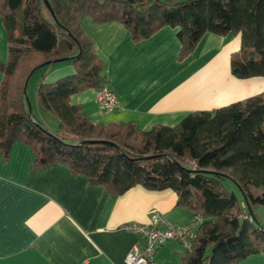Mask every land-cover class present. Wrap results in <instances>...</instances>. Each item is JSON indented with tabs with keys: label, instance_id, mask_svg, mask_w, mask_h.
<instances>
[{
	"label": "trees",
	"instance_id": "16d2710c",
	"mask_svg": "<svg viewBox=\"0 0 264 264\" xmlns=\"http://www.w3.org/2000/svg\"><path fill=\"white\" fill-rule=\"evenodd\" d=\"M49 2L54 15L44 0H0L7 35V59L0 60L4 158L21 140L35 155L33 166L65 162L114 194L137 184L173 189L177 205L192 221L200 218L193 249H183V264H235L264 252V223L256 210L264 206V91L148 129L134 121L95 122L72 99L108 83L105 60L81 25L84 15L97 23H123L134 41L165 25L177 28L179 59L206 32L239 34L240 53L229 63L234 75L245 78L264 76V0ZM58 57H70L75 70L51 82L40 79L35 95L59 119L54 131L27 108L24 88L34 70Z\"/></svg>",
	"mask_w": 264,
	"mask_h": 264
},
{
	"label": "crops",
	"instance_id": "0c3cea01",
	"mask_svg": "<svg viewBox=\"0 0 264 264\" xmlns=\"http://www.w3.org/2000/svg\"><path fill=\"white\" fill-rule=\"evenodd\" d=\"M91 18L84 15L81 25L104 58L106 86L119 101L118 107L106 112L95 102L97 88L74 93L73 101L82 103L95 122L134 121L144 129L156 123L176 125L191 111L264 91V76L241 78L231 71L229 62L241 49L239 34L206 32L194 51L179 59L177 28L165 25L134 41L123 23H97ZM2 22L0 17L4 61L7 35ZM47 67L42 78L51 69ZM65 70L55 68L57 73ZM2 78L0 72V83ZM35 100L38 103L36 96ZM11 146L6 158L0 149V264H127V251L140 236L124 228L126 223L147 222L152 209L175 224L192 221L189 211L177 205L173 189L137 184L114 194L65 162L33 166L35 155L21 140ZM176 243L180 244L170 240L159 246L155 263L171 264L169 255L178 261L184 250L176 249ZM235 264H264V252Z\"/></svg>",
	"mask_w": 264,
	"mask_h": 264
},
{
	"label": "built area",
	"instance_id": "2783aa9c",
	"mask_svg": "<svg viewBox=\"0 0 264 264\" xmlns=\"http://www.w3.org/2000/svg\"><path fill=\"white\" fill-rule=\"evenodd\" d=\"M95 102L101 109L111 111L118 107L119 101L115 92L104 85L98 88ZM157 209L149 213V220L143 224L131 221L124 228L137 233L140 239L135 242L126 255L127 264H156L154 254L156 249L170 240H177L185 250L193 249L194 239L200 218L188 224H175L164 217Z\"/></svg>",
	"mask_w": 264,
	"mask_h": 264
},
{
	"label": "rangeland",
	"instance_id": "374dc122",
	"mask_svg": "<svg viewBox=\"0 0 264 264\" xmlns=\"http://www.w3.org/2000/svg\"><path fill=\"white\" fill-rule=\"evenodd\" d=\"M36 58V57H35ZM34 60V58L32 59ZM38 60V59H37ZM56 66H65L66 70L62 71L60 73L55 72V68ZM47 66H43V67H39L38 70H34V72L32 73V75L30 76L28 82H26V96H28V100L30 102V108L34 111V113L39 117V119L42 121V123L51 128L54 131H57L59 128V119H57V117L51 113L49 110L45 109L44 107H42V105L38 102H36L35 100V95H36V83L39 81V79H42V74L43 72H46L45 70H47ZM50 71L48 72V75L45 78V81H50L60 77L62 75L68 74V73H72L75 70L74 64L71 62V60H64V61H57V62H53L50 64ZM38 79V81H37ZM28 105V103H27ZM29 107V106H28ZM27 107V108H28ZM45 110V111H44ZM104 110V109H103ZM105 111V110H104ZM45 112V113H43ZM107 112V110H106ZM150 127V126H149ZM258 212V215L261 219V222L264 223V206H258V208L256 209ZM176 249H179L180 252L185 249L184 246L182 244L176 243L174 244ZM175 249V250H176ZM180 254L178 253V261L175 260L171 255H169L168 257V263L171 264H180L182 263L181 259H180Z\"/></svg>",
	"mask_w": 264,
	"mask_h": 264
},
{
	"label": "water",
	"instance_id": "95a60500",
	"mask_svg": "<svg viewBox=\"0 0 264 264\" xmlns=\"http://www.w3.org/2000/svg\"><path fill=\"white\" fill-rule=\"evenodd\" d=\"M44 2L46 3V5L48 6V8L51 10V12H52V14L54 15V11H53V9H51V5H50V2H49V0H44ZM68 59H70V57H58V58H54V59H51V60H49L48 62H50V63H53V62H57V61H64V60H68ZM43 65V64H42ZM26 84V83H25ZM27 85V84H26ZM26 85H25V88H24V92H25V98H26V100H27V103H28V108L29 109H31L30 107V102H29V100H28V96H26L27 94H26ZM88 141H90L91 143H94V142H105L106 140H103V139H90V140H88ZM89 142V143H90Z\"/></svg>",
	"mask_w": 264,
	"mask_h": 264
}]
</instances>
